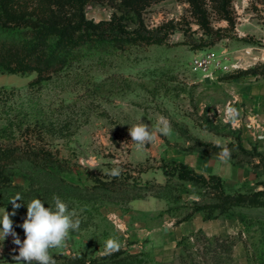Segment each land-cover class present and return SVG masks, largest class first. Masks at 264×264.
<instances>
[{
  "label": "rangeland",
  "instance_id": "374dc122",
  "mask_svg": "<svg viewBox=\"0 0 264 264\" xmlns=\"http://www.w3.org/2000/svg\"><path fill=\"white\" fill-rule=\"evenodd\" d=\"M231 6L234 26L212 47H192L176 30L162 44L115 42L85 50L39 87L28 86L34 74L0 73V143L28 141L61 162L46 170L18 164L13 180L25 203L0 205V215L3 209L10 214L21 241L26 204L40 198L47 207L58 195L80 226L53 257L106 254L105 242L115 238L118 251L142 255L141 264H264V206L205 219L206 207L216 203L210 187L221 186L225 195L264 193V0H232ZM187 8L163 0L141 10L140 19L155 28L186 18L199 31ZM208 9L211 27H228ZM114 10L107 2L88 5L85 16L109 20ZM250 69L258 74H241ZM160 115L170 121L171 134L137 150L129 127L140 119L155 125ZM224 146L231 152L227 162L219 159ZM172 161L187 163L204 179L188 169L180 178ZM214 172L222 183L208 176ZM99 180L122 189L95 188ZM196 208L202 210L185 218ZM214 237L234 241L231 261L212 260L207 247ZM16 255L8 235L0 264H16Z\"/></svg>",
  "mask_w": 264,
  "mask_h": 264
},
{
  "label": "trees",
  "instance_id": "16d2710c",
  "mask_svg": "<svg viewBox=\"0 0 264 264\" xmlns=\"http://www.w3.org/2000/svg\"><path fill=\"white\" fill-rule=\"evenodd\" d=\"M163 0H0V73L15 74L22 77L35 75L29 87H39L75 60L84 55L85 50L98 49L115 42L164 43L176 30L183 33L188 45L207 48L224 39L234 26L232 0H178L188 5L190 18L198 25L193 31L186 18L181 23L170 22L161 27L148 28L140 19V12ZM11 2V4H8ZM109 3L115 10L109 20L94 22L85 16L88 5ZM227 21L228 27L214 29L210 24V12ZM258 74L250 69L241 74ZM21 162L28 163L33 169L46 170L60 167L61 162L51 151L30 142L0 143V205L17 194L22 197V186L13 180L16 168ZM178 168L180 178H186L185 170H190L198 180L204 175L195 172L180 162L172 161ZM239 165V164H238ZM221 183L223 180L215 175ZM120 191L122 187L111 181L95 183V188ZM221 186L210 187L216 203L206 207L205 219L218 216H232L231 212L247 205L264 206V193L252 195H225ZM136 197H134L135 199ZM25 203L24 200L17 201ZM202 208H196L185 218L193 216ZM184 240V239H182ZM214 245H208L211 258L219 263L223 258L232 260L234 241L214 237ZM55 264H141L142 255H126L123 251L106 253L92 258L85 255L53 257ZM181 261H184L181 256ZM12 263H16L14 260Z\"/></svg>",
  "mask_w": 264,
  "mask_h": 264
},
{
  "label": "clouds",
  "instance_id": "9594fccd",
  "mask_svg": "<svg viewBox=\"0 0 264 264\" xmlns=\"http://www.w3.org/2000/svg\"><path fill=\"white\" fill-rule=\"evenodd\" d=\"M171 131L170 121L163 115L158 117L155 125L149 126L140 119L129 127L131 142L137 150H143L146 145L154 143L158 139V134L168 136ZM230 156V149L224 146L219 153V159L227 162ZM20 200L22 197L17 194L9 202L14 209H18L21 205L17 201ZM26 207V218L20 225L25 239L20 240L13 230L10 214L3 209L0 215V243L8 235L13 237V243L18 246V255L13 257L16 264H55L52 250L66 246L71 233L79 230L80 219L58 195L52 197V202L47 207L40 198H32ZM11 215H15V212L13 211ZM119 248L120 244L115 238H109L105 242L106 253H113Z\"/></svg>",
  "mask_w": 264,
  "mask_h": 264
},
{
  "label": "crops",
  "instance_id": "0c3cea01",
  "mask_svg": "<svg viewBox=\"0 0 264 264\" xmlns=\"http://www.w3.org/2000/svg\"><path fill=\"white\" fill-rule=\"evenodd\" d=\"M209 156H210V155H209ZM176 162L183 163L184 165H186V166L189 167L190 169L194 170L195 172H197V173H199V174H202V175H205V174H203L202 172H198V171H196L195 169H193L192 167H190L187 163H184V162H181V161H176ZM211 175L218 176V177H220V178L223 180L222 176H220V175H219L218 173H216V172H214V173H210L208 176H211Z\"/></svg>",
  "mask_w": 264,
  "mask_h": 264
}]
</instances>
